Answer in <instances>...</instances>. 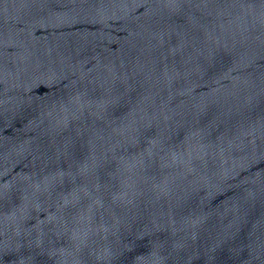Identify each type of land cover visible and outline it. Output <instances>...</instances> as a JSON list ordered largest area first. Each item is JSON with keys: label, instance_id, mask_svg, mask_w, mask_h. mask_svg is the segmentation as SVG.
Instances as JSON below:
<instances>
[{"label": "water", "instance_id": "water-1", "mask_svg": "<svg viewBox=\"0 0 264 264\" xmlns=\"http://www.w3.org/2000/svg\"><path fill=\"white\" fill-rule=\"evenodd\" d=\"M0 264H264V0H0Z\"/></svg>", "mask_w": 264, "mask_h": 264}]
</instances>
